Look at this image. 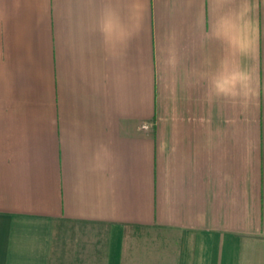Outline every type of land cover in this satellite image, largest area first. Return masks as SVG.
I'll return each instance as SVG.
<instances>
[{"label": "crops", "instance_id": "obj_1", "mask_svg": "<svg viewBox=\"0 0 264 264\" xmlns=\"http://www.w3.org/2000/svg\"><path fill=\"white\" fill-rule=\"evenodd\" d=\"M0 264H264V0H0Z\"/></svg>", "mask_w": 264, "mask_h": 264}, {"label": "rangeland", "instance_id": "obj_2", "mask_svg": "<svg viewBox=\"0 0 264 264\" xmlns=\"http://www.w3.org/2000/svg\"><path fill=\"white\" fill-rule=\"evenodd\" d=\"M69 227V226H68ZM68 227L66 226L64 229H68ZM64 230L62 229V230H60V234H59V236H60V241H62V245H63V251H64V249H66V247L67 246H65L64 245V243H65V239L67 240V242H68V245H69V241L71 240V244L73 245V242L75 243V241H76V239L73 237L74 236V233H70V231L67 233L66 231V233L65 232H63ZM63 235H64V237H63ZM66 236H67V238H66ZM61 237H63V238H61ZM75 239V240H74ZM69 247V246H68ZM74 247V246H73ZM63 256H64V253H63ZM69 253H68V251L66 252V254H65V256L64 257H61V261H63V258H66L67 257V259L69 258Z\"/></svg>", "mask_w": 264, "mask_h": 264}, {"label": "clouds", "instance_id": "obj_3", "mask_svg": "<svg viewBox=\"0 0 264 264\" xmlns=\"http://www.w3.org/2000/svg\"><path fill=\"white\" fill-rule=\"evenodd\" d=\"M227 86L226 82H221L220 84L216 85L217 90L220 92L221 95H223V90ZM237 87L239 88V84H237Z\"/></svg>", "mask_w": 264, "mask_h": 264}]
</instances>
